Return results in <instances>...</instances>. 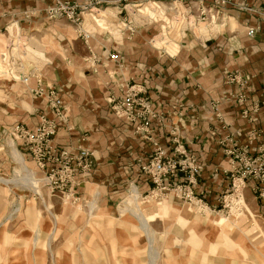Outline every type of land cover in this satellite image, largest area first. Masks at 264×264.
<instances>
[{
    "label": "crops",
    "instance_id": "0c3cea01",
    "mask_svg": "<svg viewBox=\"0 0 264 264\" xmlns=\"http://www.w3.org/2000/svg\"><path fill=\"white\" fill-rule=\"evenodd\" d=\"M53 2L0 0V32L14 23L21 34L54 31L56 37L46 40L57 48L48 51L49 62L30 84L37 86L40 80L63 90L73 128L61 122L55 143L81 144L95 150V170L87 178L78 176L83 196L93 192L115 200L127 188L145 192L152 187L149 177L139 169L151 156L153 142L135 134L133 124L116 116L106 99L107 88L126 81L142 84L154 99L155 108L165 114L163 125L153 123L154 137L160 144L170 148L166 127L179 128L188 152L202 164L197 191L204 196L205 189L213 196L224 191L227 171L234 168L227 148L237 142L239 148L243 144L253 149L264 139V103L255 111L256 102L264 95V0H227L220 5L226 18L219 33L206 39L202 36L205 40L197 35L189 37L175 55L152 52L144 34L156 29L142 27L125 44L114 47L121 53L120 61L109 56L105 48L113 43L101 34L88 44L79 34L71 35L70 26L61 27L46 18L45 8ZM26 12L33 15L27 17ZM249 26L260 28L250 36ZM92 50L100 56L96 69L86 60ZM4 60L1 53L0 62ZM235 70L249 78L246 90L227 81L228 73ZM24 88L20 80L0 78V169L7 165L12 168L5 157L2 135L17 124L34 129L38 112L49 114L43 100L18 94ZM243 91L248 97L242 102L238 97ZM227 135L234 141L224 140Z\"/></svg>",
    "mask_w": 264,
    "mask_h": 264
},
{
    "label": "rangeland",
    "instance_id": "374dc122",
    "mask_svg": "<svg viewBox=\"0 0 264 264\" xmlns=\"http://www.w3.org/2000/svg\"><path fill=\"white\" fill-rule=\"evenodd\" d=\"M74 1L84 3L87 0ZM152 1L155 0H120L116 4L104 2L100 5L102 8L98 5L97 8L102 10L97 15L99 17L105 15L107 23L99 21L102 24L97 27L94 26L96 23L94 13L84 12L80 22H74L64 16L47 17L46 10L54 6L56 0L48 5L44 12L46 18L58 22L61 27L73 28L71 35L79 34L88 44L93 41L94 37L101 34L103 38L113 43L112 47L105 48L109 56L111 53L118 52L121 59V53L114 47L125 44L127 39H115L118 37L120 26L118 19L129 16L131 12L139 23H147L149 19L138 16L133 10L136 6L133 5L144 3L145 11L149 12L147 5ZM156 1H164V4L171 2L170 0ZM226 1L204 0L205 24H200L202 28L194 27V33L187 31L182 40H180L182 35L177 34L176 29H172L170 35L166 37L163 34L158 35L160 24L151 23L145 28L154 27L156 30L151 32V36L149 31L143 33L146 43L151 47L152 52L157 50L170 56L179 54L183 43L189 37L197 35L200 40H205L217 35L225 24L224 18H226V14L219 6ZM175 4L180 6L179 8H184L183 5L192 6L195 15L202 9L199 0H185L181 3L182 5L177 2ZM119 7H126L128 11L123 8L120 12ZM165 10L171 15L169 8ZM26 14L27 17L33 15L27 12ZM90 23L94 28L90 27ZM81 25L86 31V37L80 35L78 26ZM17 27L18 24H10L6 30L0 32L2 33L0 35V59L1 53L4 54L8 48L7 34L10 37L11 33L17 36V40L20 39L16 50L19 53V69L28 72L29 69L36 68L35 73L42 74L49 62L48 51L57 48L55 44H50L46 40L47 37L50 39L56 37L54 31L45 29L25 34L26 37L32 38L30 44L35 49L34 54L37 55H33V62H31L24 54L27 48L25 37L22 35L20 37V32L16 31ZM251 27H248V34L254 36L260 27L253 26L255 32L250 34ZM110 32L115 34V38ZM176 35L179 37H176L178 41L172 40L171 36ZM202 36H205V39ZM92 53L95 52L92 50L86 56V60ZM99 57L96 58V62ZM120 59L113 60L120 61ZM3 62L9 65L6 60L0 62V78H10L5 77V73L2 72L5 69L8 70ZM88 64L90 65L89 61ZM15 67L18 69L16 64ZM230 74H239V79L232 81L229 79ZM227 81L238 84L242 90H246L250 84L249 78L238 70L230 71ZM132 84L142 85L126 81L116 82L115 86L107 88V103L116 116L118 115L108 100V94L110 91L120 94L124 86ZM53 86L60 88L57 85ZM23 90L17 91L18 94L22 95ZM244 92L246 91L239 94L242 102L248 97ZM143 94L152 101L155 108L154 99L148 94L147 89ZM262 103H264V95L256 102L255 111L261 107ZM48 113L46 114L49 117H53L50 110ZM119 118L131 123L122 117ZM155 121L159 122L158 124L162 122L157 118L151 123V135L153 140L157 141L153 131ZM133 127L135 134L142 137V133L136 131L135 124ZM11 128L8 133L2 135V142L6 147H4L5 157L11 162L12 168L7 165L0 169V264H152L151 251L153 249L157 253L154 264H264V178L261 179L254 175L244 177L242 173L245 172L246 166L239 157H237L238 160L236 159L235 167L241 174L235 171L233 173L236 175L233 177L231 172L233 168L227 171V188L218 196H213L212 191L207 189H205V196L197 191L202 164L200 173L193 176L190 195L187 188L182 190L176 188L178 184H187L189 179L187 172H180L175 176L171 180L174 185L173 189L165 192L153 189L154 183L151 177L143 174L140 166L139 172L149 177L152 183L151 189L140 192L137 188H127L121 198L107 200L105 196L93 194V192L89 196H83L79 186L71 195L58 191L52 192L46 180L48 165L45 168L37 165L36 160L28 152L26 142H23L19 133ZM175 128L174 126L173 128L166 127L171 136L170 148L173 146V135L171 134ZM258 133H260L259 129ZM228 140L232 141V136ZM241 153V159L245 155H251L261 158L259 162L264 163V139L259 141L253 149L242 144ZM192 195L195 201L205 202L203 209L190 203ZM142 219H146L147 227L141 223Z\"/></svg>",
    "mask_w": 264,
    "mask_h": 264
},
{
    "label": "built area",
    "instance_id": "2783aa9c",
    "mask_svg": "<svg viewBox=\"0 0 264 264\" xmlns=\"http://www.w3.org/2000/svg\"><path fill=\"white\" fill-rule=\"evenodd\" d=\"M119 1L120 0H87L84 3H78L74 0H56L55 5L46 10V15L51 18L64 16L74 22H80L84 12L97 15L98 12L102 10L97 8L98 5L101 7L100 5L104 2H113L116 4ZM170 1V3L165 4L164 1L160 2L155 0L150 2V4L147 5L149 12L145 11L144 3H136L133 5L136 6V8L133 9L134 12L138 16L147 17L149 19L148 22L145 24L139 23L136 20L135 15H132L131 12L128 14L129 16L124 17L123 19H118L117 15L120 24L117 33L118 37L115 38V34L112 32L110 33L115 39L124 40L125 38H131L139 28L146 27L153 23L160 24V33L158 35L163 34L166 37L170 35L172 29H176L177 34L182 35L180 38V40H182V38L186 36L187 31L194 33V27L199 26L202 28V25L200 26V24H205L204 0H200L202 2V9L197 15L194 14L191 8L192 6L183 5L185 6L184 8L176 6L175 2L182 5L181 3L185 0H174L173 3L172 0ZM123 8L127 10L126 7H119V10L121 9L120 12ZM166 8L171 10V15L167 13V10H165ZM213 17L214 16H212V18ZM78 29L80 35H83L84 37L87 36L82 25L78 26ZM254 32L255 28L251 27L249 33L254 34ZM19 34L20 37L21 35L25 37L24 41L26 42L25 45H27V48L24 51V54L26 58L33 62L32 57L36 54H34V50L30 44L32 38L26 37L27 35L25 34ZM16 37L17 36L10 33L8 48L3 54V58L7 63L9 62V65H5L6 62L3 64L7 66L8 70L5 69L2 72L5 73V77L9 76L13 80L22 81L26 86L22 93L43 100L48 110L52 112L53 117H49L46 113L40 112L39 121L34 129L26 128L21 124L14 125L13 127L11 126V129L14 132H18L22 141L26 142L28 152L36 160L38 163L37 165L41 168H45L48 165L46 180L51 191L68 193L71 195L74 192V189L80 184L78 176L80 175L83 178H87L95 170V151L90 147L81 144L77 146L67 145L59 147L54 142V137L59 128V122L66 123L69 129L73 128V125L70 124L69 107L64 102L62 96L63 90L60 88L57 89L53 85H44L40 80L37 86H31V78H38V74L35 73L36 68H31L28 72L19 69V53L18 51L16 52V50L18 49L17 46L19 45L20 39L17 40ZM176 37L177 35L171 36V39L178 41ZM14 55L16 56L15 59ZM29 56L31 58H29ZM110 56L114 60L120 59L118 52L111 53ZM96 58L97 55L95 53H92L87 58L92 68L96 67ZM15 64L18 69H16ZM238 75L239 74H230L229 79L237 81L239 79ZM143 93H145V88L142 85L132 84L124 86L120 94L110 91L108 94V100L119 117L135 124L136 131L142 133L143 138L154 142L155 148L153 154L141 165V172L151 177L154 183L153 189L165 192L172 190L174 185L171 180L180 172H187L189 177L187 184L176 183L178 184L176 185V188H180L178 190L187 188V191H189L188 194L190 195V192H192L190 184L194 181L193 176L200 173L201 163L198 162L194 154L188 152L180 134L178 133L179 128L176 126H174L176 127L174 129L175 131L171 134L173 135V146L170 149L164 148L157 141L153 140L150 130L151 123L157 118L163 122L165 114L156 110L152 105V101ZM238 98L241 99L240 96ZM230 137V135H227L224 140H228ZM233 141L234 139L232 142ZM233 143L232 147L227 148L228 154L232 155L234 158V168L231 170L232 176L234 177L236 175L233 173L235 171L241 174V172L235 167L236 159L238 160L237 157H239L241 161L243 160L245 162L246 170L242 173L244 177L247 175H254L263 179L264 163L259 162L261 158L245 155V157H242L241 159V148L237 146V142ZM236 178L237 177H235V179ZM234 186L236 185L234 184ZM190 203L195 206H200L202 209V206H205V202L202 200L195 201L193 195L190 199Z\"/></svg>",
    "mask_w": 264,
    "mask_h": 264
},
{
    "label": "bare ground",
    "instance_id": "6f19581e",
    "mask_svg": "<svg viewBox=\"0 0 264 264\" xmlns=\"http://www.w3.org/2000/svg\"><path fill=\"white\" fill-rule=\"evenodd\" d=\"M104 13H105V11H104ZM102 14H103V13H102ZM102 14H101V15H102ZM90 16H91V15H90ZM94 16H95V17H94V20H95V22H96L95 25H94L95 27H97L98 25L101 26L102 23L99 22V21H103V22H106V23H107L106 18H104L105 15H102V16H100V17H99L98 15H94ZM89 25H90L91 28H94L93 25H92V23H90ZM106 25L109 26V24H106ZM95 31H97V30H95ZM95 31H94V32H95ZM177 38H179V37H177ZM33 50H35V49H33ZM39 50H40V49H39ZM39 50H37V52L40 54ZM34 53H35V52H34ZM36 56H37V55H36ZM143 218H144V217H143ZM141 223H142L145 227L148 226V224H147V222H146V219H142V222H141ZM143 225H142V226H143ZM144 226H143V227H144ZM145 227H144V228H145ZM145 230H146V229H145ZM150 245H151V244H150ZM152 247H153V245H152ZM152 247H151V250L153 249ZM156 257H157V253H156L155 250L153 249V250L151 251V261H152L151 263H152V264H154Z\"/></svg>",
    "mask_w": 264,
    "mask_h": 264
}]
</instances>
